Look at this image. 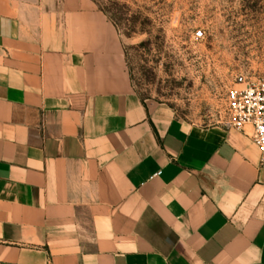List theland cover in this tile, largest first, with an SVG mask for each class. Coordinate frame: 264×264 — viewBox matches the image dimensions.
Listing matches in <instances>:
<instances>
[{
    "label": "crops",
    "instance_id": "1",
    "mask_svg": "<svg viewBox=\"0 0 264 264\" xmlns=\"http://www.w3.org/2000/svg\"><path fill=\"white\" fill-rule=\"evenodd\" d=\"M0 264H264L251 128L144 103L94 0H0Z\"/></svg>",
    "mask_w": 264,
    "mask_h": 264
},
{
    "label": "rangeland",
    "instance_id": "2",
    "mask_svg": "<svg viewBox=\"0 0 264 264\" xmlns=\"http://www.w3.org/2000/svg\"><path fill=\"white\" fill-rule=\"evenodd\" d=\"M113 1L122 4L120 35L144 103L218 124L227 92L264 77V0Z\"/></svg>",
    "mask_w": 264,
    "mask_h": 264
},
{
    "label": "built area",
    "instance_id": "3",
    "mask_svg": "<svg viewBox=\"0 0 264 264\" xmlns=\"http://www.w3.org/2000/svg\"><path fill=\"white\" fill-rule=\"evenodd\" d=\"M222 123L229 128H251V136L264 165V77L231 88L225 98Z\"/></svg>",
    "mask_w": 264,
    "mask_h": 264
},
{
    "label": "trees",
    "instance_id": "4",
    "mask_svg": "<svg viewBox=\"0 0 264 264\" xmlns=\"http://www.w3.org/2000/svg\"><path fill=\"white\" fill-rule=\"evenodd\" d=\"M94 1L97 3L99 9L107 15V17L114 23V25L116 26V28L120 32L124 28L123 27V24H124L123 15H124V13L122 11V4H119L118 1H113V0L110 1L109 4H105V5H103V3L100 2V0H94ZM123 5H125V4H123ZM126 31L127 30H124V33H127ZM125 56H126V52H125ZM126 62H127V57H126ZM127 66H128V62H127ZM128 69H129V67H128ZM129 72H130L132 84L134 86L135 91L137 92L130 69H129Z\"/></svg>",
    "mask_w": 264,
    "mask_h": 264
}]
</instances>
